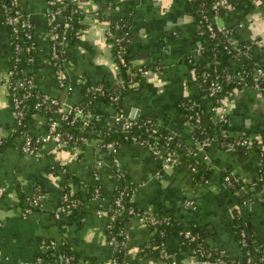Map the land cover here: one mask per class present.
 Wrapping results in <instances>:
<instances>
[{"label":"crops","instance_id":"1","mask_svg":"<svg viewBox=\"0 0 264 264\" xmlns=\"http://www.w3.org/2000/svg\"><path fill=\"white\" fill-rule=\"evenodd\" d=\"M77 4L83 14L82 27L61 39L64 83L59 85L48 59L46 0H18L17 6L31 20L33 36L31 56L22 62V69L45 96L62 105H79L85 100V84L116 80L105 31L110 17L129 18L125 28L128 58L133 64L150 63L159 68H149L140 83L128 88L116 103L92 101L86 116L94 124L108 125L118 108L128 116L133 111V115L150 117L184 146H190L191 125L183 108V102L189 100L200 112L199 128L211 136L194 156L205 161L209 171L204 180L194 178L184 165L166 162L161 148L154 151L133 141L120 142L110 153L93 140L77 147H59L54 139L44 138L49 117L37 111L24 120L22 129L44 140L34 153L20 151V135L11 134L16 123L4 82L13 53L11 32L0 15V135L5 140L11 136L0 144V264L107 263L116 255L120 241L105 237L106 215L100 211H105L113 189L128 185L141 212L169 211L174 226L195 225L219 252L239 255L230 224L235 198L224 175L236 179L246 194L244 209L246 224L253 230L252 242L264 246V182L258 180V149L229 147L219 140V126L210 111L211 97L189 61L198 56L203 44L193 5L186 0H78ZM216 24L232 44H248L264 64V0H227ZM223 98L230 132L248 134L256 144H262L264 90L232 87ZM62 167L71 176L67 182L80 208L55 216L59 205L56 184ZM91 182L98 185L101 195L93 197L91 189L85 199ZM122 231L120 240L133 264H187V253L177 249L176 235H167L160 242L163 258L139 257L137 252L148 244L152 226L136 214L124 222ZM62 242L76 254L75 261L62 262ZM37 256H41L39 261Z\"/></svg>","mask_w":264,"mask_h":264},{"label":"trees","instance_id":"2","mask_svg":"<svg viewBox=\"0 0 264 264\" xmlns=\"http://www.w3.org/2000/svg\"><path fill=\"white\" fill-rule=\"evenodd\" d=\"M5 1V0H1ZM78 0H64L63 5L61 6V13L58 16V21L66 19L70 23L69 35H73L75 31H78L80 27H82V11L77 4ZM188 1V0H186ZM204 1V11L211 15V2L212 0H202ZM190 2L194 7V14L195 18L199 19L200 16V9H199V0H191ZM10 11L13 10V6L7 5ZM18 9V13L16 16V23H19L21 18L26 15V13L22 10ZM223 7H219V15L222 13ZM110 22L112 23L113 20L118 22H122L127 24L129 18L125 17H110ZM31 22V20H30ZM200 22V21H199ZM198 28H200V24H198ZM24 28H19V36L23 35ZM30 32L32 33V28H30ZM226 35H228L226 33ZM203 40V44L199 50L198 56L192 57L191 61L193 62L194 66V74L196 79L200 80V73L204 70L209 72L208 77H211L212 68H216V72L221 74L224 73L223 70H232V69H241L246 72L245 74V82L247 86H252L254 83L253 77V68L256 65H259L264 70V64L260 63L257 58L254 57L251 48L248 49V56H244L241 58L239 54H227L225 53L224 49L222 48L223 40L225 41V32L222 30L217 32L215 37L211 38L207 35H200ZM20 42V51H19V59L13 60L12 56L10 58V62L8 64V70L10 71L9 77L11 80H28L26 82L28 84L27 92L24 95L25 89L22 86H17L15 83L11 84L8 87L7 93V100L8 104L13 110L12 104V92H15L16 96L21 99L18 102L17 109H21L23 111L21 115V123L31 115L32 112H41L48 116L51 119L56 120L57 122V130L61 133L62 137L65 138L67 144H74L75 146H79L84 144L85 142L93 140L97 147L101 150L111 152L112 148L107 147L106 143L111 142L115 149L116 145L120 142H130L131 135H135L138 140H150L154 141V144L159 146L162 151L170 150L172 152V164H182L187 167L192 176L194 178L205 179L209 167L207 163L203 160H197L193 154L192 149L194 148L196 140L200 137L207 135L205 131L200 129L199 127L191 128V139L193 144L183 145L180 139L173 138V136L166 130L160 128L159 135L157 137H153V135L146 133L143 129H140L138 126L139 122L146 118V116H136L131 119L132 125L127 131H122L120 122L119 121H112L108 125H99L94 124L91 121L84 120L85 118L82 117H72V114H69L65 118H61V112L57 110L59 104L57 105H49L45 106L46 100L42 99V91L41 89L34 84L31 80L30 75L22 69V62L27 60L31 56L32 53V45H33V36L29 38H22L19 39ZM124 57L126 60H130L126 53V44L127 41L124 42ZM25 46H29L28 49ZM110 53L113 59V62H116V56L114 47H110ZM214 53L213 59L209 62L208 57ZM131 61V60H130ZM129 67L121 66L120 70L116 72V80L114 82L107 79L106 81H99L95 83H89L96 88L91 91L89 90L86 92L85 100L80 103V107L83 111H86L92 101L95 100H102L108 103H115L116 99L112 100L108 97L117 96L119 97L122 95L128 88L133 87L140 83L142 78L144 77L141 74L137 67L142 69L148 68H159L156 65H151L150 63H134L130 66L129 62H127ZM134 71V75L131 76L130 82H135V85H128L129 83V72ZM206 78V79H207ZM120 80L119 83H116ZM220 79V77H219ZM258 80V89L259 91L264 90V78H259ZM207 84L204 82L203 85ZM220 84L222 88L217 92L218 95L225 93V89H231L233 86L232 83H227L224 80H220ZM236 85V84H234ZM244 86V85H243ZM238 87V86H236ZM242 87V86H240ZM36 102H39L38 105H35ZM47 105V104H46ZM183 108L185 110L186 117L190 122L193 120L189 115L195 113L196 111L199 115L200 112L197 107H195L189 100H185L183 102ZM150 118V117H148ZM151 119V118H150ZM153 120V119H152ZM85 121V122H84ZM154 121V120H153ZM155 122V121H154ZM227 126V124H226ZM19 128H22L20 125ZM11 134L19 135L17 130L13 131ZM126 135V137H125ZM165 136H168L169 139H165ZM11 136L9 135L6 140L3 137V140L0 144H5L9 141ZM262 145L264 146V141H262ZM257 148V147H255ZM259 149V148H257ZM191 167H194L195 170L192 171ZM61 177L59 178L56 184V192L59 196V205H64V203H68V207L64 208L59 213L63 214L65 210H73L77 211L80 208V203L75 197V193H71L67 179L68 177L71 178L70 174L66 170V168L62 167ZM226 176V175H224ZM228 177V176H226ZM224 178V177H223ZM231 180V184L228 186L230 191L233 193V197L235 198L233 202V207L231 208L230 212V224H231V231L233 232V238L240 247V254L236 256H230L225 253H221L218 249L212 245H210L206 240H204L202 234L198 227L194 226H174L173 223V216L169 211H165L162 213L152 212L155 214L156 218L161 220L155 224H152V235L150 236V240L148 244L142 248V250L137 252V255L143 259H156V258H163V247L160 245V242L163 241L165 236L167 235H176L180 230L189 229L191 232L195 234L193 240L189 241L186 238L180 237L177 243V249L180 252L188 253L189 248L197 249V253L199 250H202V253L207 255L209 259L213 258H220L226 264H252L253 261H258L259 257L264 259V246L260 244H253V230L251 226L246 224L248 219V215L245 212L244 204L246 199V194L240 191V185L237 183L236 179L232 177H228ZM224 180V179H223ZM96 186H93V182L87 184L88 193L85 199H88L89 196L92 194L90 191L94 189ZM123 190V193L120 196V205H115L113 202V198L118 194V190ZM119 189H113L109 195V201L105 207V215H106V227L104 229L105 237L109 240L117 238L119 241L122 238L117 232L118 230L122 229L124 226V222L129 218V216L137 213H141V210L137 208L134 201L131 199V188L130 186L119 187ZM66 192L68 198L65 200L60 199L61 192ZM101 193L98 191V196ZM94 196V194H93ZM72 201L74 204H72ZM22 203V200L20 201ZM58 205V206H59ZM129 208L132 211H129ZM112 215L111 218L109 216ZM164 216H169L168 222H165ZM242 232V234H241ZM60 252L66 253L72 256V262L77 259L76 254L66 246L63 242L59 244ZM45 255H50L49 251H45ZM116 262L118 264H130L133 262L128 252H126L125 248L122 245H118L116 255L114 256ZM249 258V261L247 259ZM134 263V262H133ZM103 264H110V262L103 263ZM137 264V262H136Z\"/></svg>","mask_w":264,"mask_h":264},{"label":"built area","instance_id":"3","mask_svg":"<svg viewBox=\"0 0 264 264\" xmlns=\"http://www.w3.org/2000/svg\"><path fill=\"white\" fill-rule=\"evenodd\" d=\"M191 1V0H188ZM227 0H212L210 8H211V15H208L207 12L204 11V1L199 0V9H200V16L198 19V24H200V28H198V34L199 35H207L211 38L215 37L216 33L221 31L222 29L216 24V18L219 15V7H224ZM64 0H46V7L44 9V14L47 17L48 20V26L45 31V37L49 43V63L51 64L54 73L57 77V82L59 85H63L64 79L62 77V65L64 61V50L61 45V39H64L67 36V33H69L70 23L68 20L63 19L61 21H58V16L61 13V6L63 5ZM7 5L13 6V10L10 11ZM18 0H0V15L2 16V19L6 25H8L10 32H11V45H12V58L13 60L19 59V51H20V42L19 39L22 38H29L31 36L30 28H31V22L29 16L26 14L24 15L19 23H16V15L18 13ZM200 21V22H199ZM127 25L122 22H118L116 20H113L112 23L110 22L109 26L107 27L105 31V38L108 39V42L110 43V47H114L115 56H116V62H113L114 68L117 71L120 70L121 66L129 67L127 62H129L130 66L133 64L130 60H126L124 57L125 51H124V42L128 40L127 37V31L126 28ZM19 28H24L23 35L19 36ZM29 46H25L26 49H28ZM222 48L224 49L225 53L233 55V54H239L243 56H248V44H241V45H235L232 44L226 37L225 41L223 40ZM214 53L208 57L209 62L213 59ZM191 59L189 58V61ZM149 69V68H148ZM148 69H142L140 67H137V70L143 74ZM156 69V68H153ZM224 73H217L216 68H212V76L208 77L209 72L204 70L200 73V84L203 87L204 91L211 97V104H210V111L213 113L215 122L219 126V140L221 143L225 144L229 147H242L244 149H253L255 147L259 148V166H258V180L264 182V146L262 144H256L254 139L244 133H231L229 128L226 126L227 124V108L225 107L226 102L224 101L223 96L226 95L230 89H225V93L218 95L217 92L222 88V85L220 84V80H224L227 83H232L234 87L243 86L246 85L245 82V74L242 69L241 71L239 69H232V70H223ZM10 74V71H9ZM6 78L4 81L7 88L8 93V87L11 86V84L15 83L17 86H22L25 91L24 95L27 92L28 80H23L24 78L21 77L22 80H11L9 77ZM134 71L129 72V83L128 85H135V82H130L131 76L134 75ZM220 77V79H219ZM253 77H254V83L252 84L253 89H258V80L259 78H264V70L259 66L256 65L253 68ZM207 78V79H206ZM120 80L116 83H119ZM204 82H207V84L203 85ZM236 84V85H234ZM96 88V86L92 84H85L84 90L85 92H88L89 90L93 91ZM109 98L112 100L116 99V102L119 97L117 96H111L108 95ZM42 99L46 100L45 106H49L51 104L58 105L57 110L61 112V118H65L69 114H72V117H82L85 118L84 120L89 121L88 116H86V111H83L80 105L78 104H69V103H62L60 104L59 101L55 100L54 98L47 97L44 94H42ZM12 107H13V113L15 116V123L16 127L13 129V131L17 130V132L20 135V143H19V149L20 151L24 153H34L36 149L40 146L44 138H52L56 141V145L59 147H66V146H73L77 147L74 144H67V140L62 137L61 133L57 130V122L54 119L49 118L48 120V126H47V133L43 137H37L33 136L29 133H26L23 131L22 128H19V126L23 125L21 123V115L23 111L21 109H17L18 102L21 101L20 98H18L15 94V92H12ZM115 102V103H116ZM39 102H36L35 105H38ZM195 113L190 114L189 116L193 119L189 123L191 125V128L199 127V121H200V115L194 111ZM134 117H130L128 115H125V113L118 108L115 114L113 115L112 121H119L122 131H127L130 126L132 125L131 119ZM189 119V118H188ZM85 122V121H84ZM140 129H143L146 133H149L153 135V137H157L159 135L160 127L156 122H154L152 119L146 117L145 119L141 120L138 124ZM126 137V135H125ZM165 139H169L168 136H165ZM3 140V137L0 135V143ZM131 140L133 142L140 143L145 146H149L152 150L158 151L160 149L159 146L154 144V141H150L148 139L146 140H138L135 135H131ZM211 140V136L209 134L200 137L198 140H196L194 148L192 149V154L195 156L197 150H203L204 147L209 143ZM107 147H111L112 150L114 149L113 144L111 142L106 143ZM164 159L166 162L172 161V152L170 150L164 152ZM192 171L195 170L194 167H191ZM224 182L227 186L231 184V180L224 176ZM94 188V196L98 195V185H95ZM123 193V190L119 189L118 194L113 198V202L115 205H120V196ZM93 196V197H94ZM67 193L61 192L60 199L65 200L67 199ZM72 204L74 202L72 201ZM68 203H64V205H59L56 209L55 216L59 215V211H62L64 208L68 207ZM68 211V210H65ZM129 211H132L131 208H129ZM100 213H105L104 210H101ZM139 219L142 221H145L149 225L155 224L157 222H160L161 220L157 219L155 214L150 211H143L141 213H135ZM112 215L109 216L111 218ZM165 222H168L169 216H164ZM119 235L122 236V229L118 230L117 232ZM242 234V232H241ZM178 239L180 240V237L186 238L187 240L191 241L194 239L195 234L191 232L189 229L180 230L177 234ZM122 240V239H121ZM120 240V245L123 246V241ZM189 252L187 253V264H226L223 262L220 258H213L209 259L207 255L202 253V250H199L197 253V249L189 248ZM59 257L64 263H70L72 261V256L68 255L66 253L59 251ZM41 256L36 257V261H39ZM249 261V258L247 259ZM259 262L264 261L262 257L258 258ZM108 262L110 264H118L114 257H112ZM255 261L252 262V264ZM133 264V263H130Z\"/></svg>","mask_w":264,"mask_h":264},{"label":"water","instance_id":"4","mask_svg":"<svg viewBox=\"0 0 264 264\" xmlns=\"http://www.w3.org/2000/svg\"><path fill=\"white\" fill-rule=\"evenodd\" d=\"M222 30L224 31V29H222ZM240 56H241V58L244 57L243 55H240ZM130 116L136 117V115H133V111H130ZM230 120H232L231 117H229V122H231ZM115 245H116V247H117V241H115Z\"/></svg>","mask_w":264,"mask_h":264}]
</instances>
